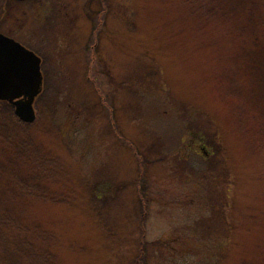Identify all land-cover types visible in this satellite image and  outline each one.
I'll list each match as a JSON object with an SVG mask.
<instances>
[{"label":"rangeland","instance_id":"obj_1","mask_svg":"<svg viewBox=\"0 0 264 264\" xmlns=\"http://www.w3.org/2000/svg\"><path fill=\"white\" fill-rule=\"evenodd\" d=\"M166 2L0 0L42 75L33 122L0 100V264H264V0L183 67Z\"/></svg>","mask_w":264,"mask_h":264},{"label":"trees","instance_id":"obj_2","mask_svg":"<svg viewBox=\"0 0 264 264\" xmlns=\"http://www.w3.org/2000/svg\"><path fill=\"white\" fill-rule=\"evenodd\" d=\"M224 4L225 0H167L166 6H168V10L173 12V14L170 16L169 20L162 23V27H159L158 25L153 26L152 37L157 39L164 37L165 43L163 45H170L171 47L176 48L179 53L173 52V55L177 54V56L179 55L182 57L181 61H176L182 67L185 56L194 54L193 52H198L199 54L203 52H211L215 48L218 50V47L222 45L218 44L219 42L226 44H230L231 42L234 46L232 40L236 37V34L233 30H230L231 28L223 25V17H221L223 14L222 6ZM226 5L227 1L225 7ZM160 29H162L164 33L159 34ZM254 32L256 33V31ZM160 35H163V37ZM221 37L226 40H223ZM163 45L158 44L156 46L166 47ZM223 46H225V44H223ZM203 188L205 187L203 186ZM104 190L100 185L96 186L94 189V196L100 198ZM203 197L208 199L206 200V204L211 211L215 209L213 202L216 203L220 198L209 188H205V195H203ZM219 201L220 200H218V202ZM245 219H239L236 221L238 224L235 226V230H233L234 235H237L236 230L237 232H240L239 229L245 227L242 224L246 222ZM205 223V229H209L215 224L213 221L208 220L205 221ZM261 225L264 227V220H262ZM260 239V246L264 247V237ZM201 240L207 242L210 241V238L202 237ZM233 241L235 244L238 241V237L235 236ZM144 244V238H138V241L135 243L137 251L139 250L140 252L136 259L137 263L141 261L139 257L142 256L144 251ZM219 244H221V242H219Z\"/></svg>","mask_w":264,"mask_h":264},{"label":"water","instance_id":"obj_3","mask_svg":"<svg viewBox=\"0 0 264 264\" xmlns=\"http://www.w3.org/2000/svg\"><path fill=\"white\" fill-rule=\"evenodd\" d=\"M40 63L34 51L0 32V100L11 103L25 123L36 117L33 103L41 89Z\"/></svg>","mask_w":264,"mask_h":264}]
</instances>
